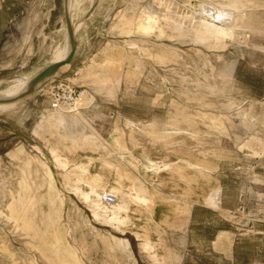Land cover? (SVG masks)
<instances>
[{"label":"rangeland","instance_id":"rangeland-1","mask_svg":"<svg viewBox=\"0 0 264 264\" xmlns=\"http://www.w3.org/2000/svg\"><path fill=\"white\" fill-rule=\"evenodd\" d=\"M78 1L55 79L90 144L47 120L51 80L7 94L66 48V0H0V264H264V0Z\"/></svg>","mask_w":264,"mask_h":264},{"label":"bare ground","instance_id":"bare-ground-1","mask_svg":"<svg viewBox=\"0 0 264 264\" xmlns=\"http://www.w3.org/2000/svg\"><path fill=\"white\" fill-rule=\"evenodd\" d=\"M83 3H84V0H82ZM92 1H96V0H92ZM145 1V0H144ZM80 1L78 0H66V9H67V14H68V17H69V20L71 22V25H72V31H73V36H74V40H76V38H78L77 36V33H78V30H77V25L75 24V21L77 19H75V14L74 12V9L76 7V5L79 4ZM93 4V2H92ZM80 5V4H79ZM82 6V5H81ZM80 7V6H79ZM200 8L202 9V18H204V27H205V31L206 33L209 35V36H213L215 38V40H219V39H223L224 37H230V38H235L236 37V34L234 33L233 29L229 27H227L228 24H226V22L228 23V21L230 20L231 18V15L227 12H224L222 10H215L213 12V10H207V9H203L204 6H200ZM200 14V13H199ZM79 16V15H78ZM211 21V22H209ZM233 21V20H232ZM218 23H221L222 26H218L217 24ZM232 24V23H231ZM232 26V25H231ZM79 29V28H78ZM67 30H68V27H67ZM198 31V30H197ZM208 38V36L206 37ZM225 38V39H226ZM72 49H73V45H72V42L70 40V36H69V32H68V39H67V44H66V48L62 51H59L55 54L54 56V60H52L51 62V65L52 64H56V63H59V62H63L64 60H66V58H68V56L71 54L72 52ZM70 64H66L64 66H62L58 72L68 66ZM58 72L52 76L54 78H56L55 76L58 74ZM216 75V73H215ZM225 75V74H224ZM47 78L46 80H52L54 78ZM34 77H29V76H25V77H16L14 80H13V84L10 86V90L7 92L8 93H13V92H19V91H22V93L24 92H28L31 90L30 88V83L32 81ZM52 78V79H51ZM46 80H44L43 82H41L33 91H38L42 86L43 84H45ZM223 85V84H222ZM221 85V86H222ZM21 93V94H22ZM1 95H4L5 93L1 92L0 93ZM19 94V95H21ZM87 94V92H86ZM0 95V99L1 100H12L16 97H18L19 95L17 96H13V97H3ZM30 96V95H29ZM8 103H15V102H8ZM0 104H5V103H0ZM82 104V103H81ZM81 104L78 105L75 109H72V110H65V111H62V110H53L51 109L50 107V110L49 111H46L45 112V115L47 117V120L52 123H57V124H64L67 122V118L71 117V124H72V127L74 129V134L75 136H82L84 139H85V143H88L90 144L91 142H95L97 141V138L96 136H92L91 134H88L87 133V122L85 120H82L80 119L79 117V113H75V114H71L73 113L74 111H78V110H81ZM12 107V105L10 106ZM241 113V112H240ZM71 114V115H70ZM241 115V114H240ZM247 115V114H246ZM242 116V115H241ZM245 116V115H243ZM246 117V116H245ZM247 119V118H246ZM245 119V120H246ZM130 122V121H129ZM242 123V122H241ZM245 123V122H244ZM70 124V123H69ZM131 124V122H130ZM142 124V123H141ZM116 126V125H115ZM131 126V125H130ZM133 126V125H132ZM135 127V126H134ZM115 128V127H114ZM116 130V129H115ZM118 131V130H117ZM93 134V132H92ZM164 166V165H163ZM197 168V167H196ZM148 171H155L157 170L158 168H153V167H148L146 168ZM100 206V205H99ZM114 240H116L117 242H121L123 244H126L124 245L125 247L126 246H129V242L127 240H123L122 239H119V238H115L114 237ZM141 250L143 252H147L148 251V243L146 241H143L141 244Z\"/></svg>","mask_w":264,"mask_h":264},{"label":"built area","instance_id":"built-area-1","mask_svg":"<svg viewBox=\"0 0 264 264\" xmlns=\"http://www.w3.org/2000/svg\"><path fill=\"white\" fill-rule=\"evenodd\" d=\"M45 95L48 98L49 107L53 110H72L80 105L86 97V89L79 85L53 79L46 86ZM114 201L113 197H109Z\"/></svg>","mask_w":264,"mask_h":264},{"label":"water","instance_id":"water-1","mask_svg":"<svg viewBox=\"0 0 264 264\" xmlns=\"http://www.w3.org/2000/svg\"><path fill=\"white\" fill-rule=\"evenodd\" d=\"M66 23H67V27H68L70 40H71L72 45H73V49H72L71 54L63 62L52 64V65L48 66L47 68H45L42 72L37 74L32 79V81L30 83L31 90H34L41 82H43L47 78H50V77L54 76L62 66L66 65V64H70V65L72 64L74 56H75V53H76V49H77V43H76V40H74L73 31H72V25H71V22L69 20L68 14H67V9H66ZM11 101L12 100H6V101H0V102L8 103V102H11Z\"/></svg>","mask_w":264,"mask_h":264},{"label":"crops","instance_id":"crops-1","mask_svg":"<svg viewBox=\"0 0 264 264\" xmlns=\"http://www.w3.org/2000/svg\"><path fill=\"white\" fill-rule=\"evenodd\" d=\"M78 48H79V47H78ZM73 64H74V62H73ZM73 64H72V65H73ZM70 66H71V65H68V66H66V67H64V68H62V69H65V68L68 69ZM62 69H61L60 71H62ZM60 71L58 72V74H57L55 77H58ZM52 78H54V77H52ZM52 78H51V79H52ZM15 103H16V102H15ZM128 128L130 129V128H135V127H128ZM129 140H130V139H129ZM127 144H128V142H127ZM128 148L130 149V147H128ZM219 238H221V236H219L218 239H219Z\"/></svg>","mask_w":264,"mask_h":264}]
</instances>
